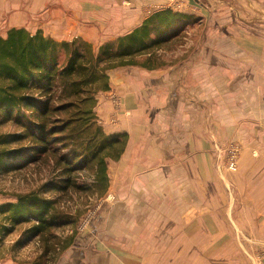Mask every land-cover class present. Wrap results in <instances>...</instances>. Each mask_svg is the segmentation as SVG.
Segmentation results:
<instances>
[{"label": "crops", "instance_id": "obj_1", "mask_svg": "<svg viewBox=\"0 0 264 264\" xmlns=\"http://www.w3.org/2000/svg\"><path fill=\"white\" fill-rule=\"evenodd\" d=\"M190 1L196 5L190 15L221 19L222 27L209 31L208 38H222L198 48L199 54L186 64L166 65L158 55L156 65L114 69L109 91L97 97L96 114L104 132L129 137L125 153L111 166L115 175L109 194L117 201V213L131 212L132 220L147 216L155 203L170 212V218L156 215L174 228L173 238L159 241L172 243L160 246V258L171 250L166 258L188 259L190 264H247L245 244H253L254 258L264 239V174H255L264 159L247 153L238 174H232L214 138L220 135L224 141L226 132L236 130V141L253 147L258 144L251 143L252 132L262 135L264 130L257 123L264 120V0H220L227 8L216 13L208 4L218 0H204L206 6L203 0ZM189 3L0 0L1 36L25 29L56 41L83 39L100 47L131 33L153 14ZM216 105L221 111L215 114ZM247 167L250 173L242 174ZM169 188L173 192L166 196L161 190ZM164 198L169 201L162 203ZM118 249L102 257L97 246L95 259L100 258L95 264H151L149 258L120 255ZM0 252V264H17L8 251Z\"/></svg>", "mask_w": 264, "mask_h": 264}, {"label": "trees", "instance_id": "obj_2", "mask_svg": "<svg viewBox=\"0 0 264 264\" xmlns=\"http://www.w3.org/2000/svg\"><path fill=\"white\" fill-rule=\"evenodd\" d=\"M191 24L168 9L97 49L83 39L56 41L25 29L0 38V175L34 165H50L53 173L14 202L0 204V245L20 229L13 247L40 244L31 264H43L69 246L55 231L75 225L77 217L60 208V199L72 193L104 196L107 162L118 161L128 143L127 134L105 133L96 114L98 95L110 89L109 73L156 65V51ZM86 171L93 173L88 185L79 178Z\"/></svg>", "mask_w": 264, "mask_h": 264}, {"label": "rangeland", "instance_id": "obj_3", "mask_svg": "<svg viewBox=\"0 0 264 264\" xmlns=\"http://www.w3.org/2000/svg\"><path fill=\"white\" fill-rule=\"evenodd\" d=\"M189 2V5L186 4L185 6V4H178L171 9L176 14L191 18L193 24L185 28L183 34L177 40L162 46L156 51V55H160V58H162V61L164 60L166 65L175 66L180 63L186 64L190 62L192 59L191 57L199 54L198 48L204 47V44L207 42H215L217 38L219 40L222 38L221 35H218L217 38H208L209 31L216 27H222L221 19L211 20V18H206L204 15H202L203 17L197 16L196 13L190 15L193 9L195 10L194 6L196 5L191 4L190 0ZM202 2L206 6L205 3L207 2L204 0ZM204 5V9H206ZM223 5L224 4L220 0L216 1L213 6H211L210 3L208 4L213 13L222 12L227 8V6ZM234 5L242 6L243 4L235 3ZM201 12L202 14H206L204 11ZM4 32L5 29L3 30V26H0V38L6 37V35L1 36ZM93 46L97 49L99 44H93ZM220 111V105H216L214 108L215 114ZM257 123L264 127V120L258 121ZM226 133L227 136L223 137V139L226 140L223 141L221 137H219L220 135L217 134L219 136L214 138V142L217 144L218 154L223 160V164L227 166V169L232 174H238L241 159L247 153H251L254 159H264V130L262 135L258 134L256 131L252 132L251 137L253 140L251 139V143L258 144L253 147H245L236 141V130L230 135L229 132ZM222 136L224 135L222 134ZM117 162L118 161L111 160L107 162V175L109 181L108 189L104 196L98 198L97 195H93L89 192L84 194L72 193L71 198L60 199V208L72 214L73 217H77V222L73 226L64 227L55 231L60 241H70L69 246L63 252H57L54 257L44 259L43 264H95L100 258V256H98V259H95L97 246L98 252L103 253L102 257H104L105 254H109V249L111 248H123V250L118 249V252L121 253L120 255L126 254L125 252L129 254H139L140 260L149 258L151 264L191 263V260L188 259L166 258L167 256L170 257V253H173L171 250H167L166 255H168L165 258H160L163 251L158 254L160 246L166 248V246L172 245V243H161L159 241L164 240L166 236L174 234L172 224L167 223V225L164 226V223L170 220H158L156 217L157 214H160V216L167 214L165 217L170 218V212L165 211L163 205L155 203L151 206L152 210L147 212V216H139V219L134 220H132L133 214L124 209L119 210V213H117V206L115 205L117 201L116 199H112L111 197L113 196L109 194V186L111 185L110 177L115 175L110 174L111 166L113 163ZM250 169L251 167H247V171L242 174L250 173ZM51 171L50 165H34L20 173L0 175V204L14 202L17 195L36 189L51 178V174H53ZM92 174V171L79 173L80 181L85 182L87 185L91 184L93 180ZM255 174H264V164L262 167L259 166V170H257ZM116 175L118 176V174ZM119 183L121 182L119 181ZM161 191H164L163 193L166 196L170 195V192H173L170 188ZM48 196L53 197L58 195L49 194ZM160 197L161 196H156L155 200H158ZM163 201L168 202L169 199L164 198V200L162 199V203ZM113 216L115 219L112 218ZM111 219H113V221H111ZM138 220L141 224L133 226L132 223H136ZM20 234L21 231L18 229L16 232L6 237L0 245V250L5 253L8 251L17 264H31L40 253V244L38 241L33 240L22 248L13 247L20 238ZM171 238H173V236H171ZM252 245L253 244L250 242L245 244L250 252V254H248L247 251L245 252L247 264H255L257 260L258 254H256L254 258L253 253L251 254ZM259 247L260 254H262L264 250V239L259 244ZM127 248L129 251H127ZM257 253H259V251Z\"/></svg>", "mask_w": 264, "mask_h": 264}, {"label": "built area", "instance_id": "obj_4", "mask_svg": "<svg viewBox=\"0 0 264 264\" xmlns=\"http://www.w3.org/2000/svg\"><path fill=\"white\" fill-rule=\"evenodd\" d=\"M255 264H264V250L263 253L257 257Z\"/></svg>", "mask_w": 264, "mask_h": 264}]
</instances>
